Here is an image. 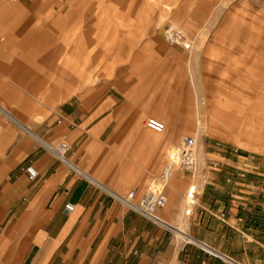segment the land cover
<instances>
[{"label":"crops","instance_id":"crops-1","mask_svg":"<svg viewBox=\"0 0 264 264\" xmlns=\"http://www.w3.org/2000/svg\"><path fill=\"white\" fill-rule=\"evenodd\" d=\"M81 2L0 0V264H264V193L255 196L253 181H222L218 160L198 180L166 168L160 221L115 198L140 197L161 178L166 149L185 134V93L159 86L155 65L141 84L134 56H120L124 42L104 37L107 18ZM80 23L96 38L91 52L99 45L93 57L78 54L88 39ZM176 43L190 47L183 35ZM128 45L133 55L159 51L154 39ZM149 117L165 121L163 135L143 127ZM207 128L196 124V137Z\"/></svg>","mask_w":264,"mask_h":264},{"label":"rangeland","instance_id":"rangeland-1","mask_svg":"<svg viewBox=\"0 0 264 264\" xmlns=\"http://www.w3.org/2000/svg\"><path fill=\"white\" fill-rule=\"evenodd\" d=\"M81 5L93 8L94 19L107 18L104 37L111 42L117 38L124 42L119 47L122 55L119 54L126 63L134 56L135 72L140 75L141 84H148L143 75L149 72L150 65H155L159 86L180 87L185 93V134L166 149L162 176L168 179V166L171 169L184 166V162L170 159V151L181 145L184 138L193 137L200 145L202 164L194 159L192 146L188 150L192 166L185 163V169L193 170L197 180L201 168L213 166L218 160L223 167L222 181H253L258 187L255 196H261L264 193V0H83ZM101 6H107V13H97L96 7ZM85 24L80 23L79 27L80 32L88 34V39L83 35L79 42L81 58L96 43L92 31L86 32ZM171 31L177 34L178 42L183 35L190 47L171 44L165 39ZM136 39H154L157 45L150 48L159 51L129 54L128 50L134 46L128 43ZM97 46L94 44L92 57ZM82 64L85 66L86 62ZM204 121L208 128L198 139L196 124ZM167 128L165 123V131ZM175 240L182 241L178 237Z\"/></svg>","mask_w":264,"mask_h":264},{"label":"built area","instance_id":"built-area-1","mask_svg":"<svg viewBox=\"0 0 264 264\" xmlns=\"http://www.w3.org/2000/svg\"><path fill=\"white\" fill-rule=\"evenodd\" d=\"M10 1H16V0H10ZM176 33L173 32V35ZM173 37V36H172ZM170 43L173 42L170 40ZM144 126L155 133H162L165 129L164 123L155 118V117H149L145 120ZM195 144V139L193 137H186L183 139V142L181 145H178L177 147H174L170 151V159L171 160H178L184 162V168L185 163L186 165L192 166V161L189 160V154L188 150ZM69 149V145L66 141H61L59 145L56 147L55 153L63 160H65V153ZM186 159V162H185ZM189 166V167H191ZM191 169V168H189ZM23 171L25 172L27 178L29 180H35L37 178V170L32 164H28L24 166ZM166 179L161 176V179L156 180L153 182L149 188L145 191L144 194H142L140 197H137L135 190H129L127 193L124 194H116L114 195L115 198L120 201L122 204H124L129 209L134 210L135 212L141 214L142 216L153 220V221H160V219L155 215L157 209L162 208L166 205L167 199L164 194L163 188L165 185ZM194 195V189L193 187L190 188L187 197L193 198ZM74 205L67 202L64 205V212L69 214L73 211Z\"/></svg>","mask_w":264,"mask_h":264},{"label":"bare ground","instance_id":"bare-ground-1","mask_svg":"<svg viewBox=\"0 0 264 264\" xmlns=\"http://www.w3.org/2000/svg\"><path fill=\"white\" fill-rule=\"evenodd\" d=\"M173 32H175V31H171L170 32V34L168 35V38L167 39H170V40H172V41H176L177 40V34H175V35H173ZM167 34V33H166ZM173 36V37H172ZM193 147H194V145H193ZM189 154V153H188ZM189 160L190 161H192L193 159H190V156H189Z\"/></svg>","mask_w":264,"mask_h":264}]
</instances>
